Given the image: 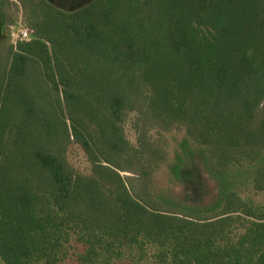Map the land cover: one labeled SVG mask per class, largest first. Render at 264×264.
Segmentation results:
<instances>
[{
  "label": "trees",
  "instance_id": "trees-1",
  "mask_svg": "<svg viewBox=\"0 0 264 264\" xmlns=\"http://www.w3.org/2000/svg\"><path fill=\"white\" fill-rule=\"evenodd\" d=\"M39 1L37 35L0 57V264H264V134L246 122L264 106V0ZM143 103L184 131L169 175L199 151L212 201L154 188L155 151L124 129Z\"/></svg>",
  "mask_w": 264,
  "mask_h": 264
},
{
  "label": "rangeland",
  "instance_id": "rangeland-1",
  "mask_svg": "<svg viewBox=\"0 0 264 264\" xmlns=\"http://www.w3.org/2000/svg\"><path fill=\"white\" fill-rule=\"evenodd\" d=\"M3 13L5 19L6 33L9 38L0 43V57H5L21 41L17 37L18 29L28 28V38L32 40L36 35V28L31 22L36 21V11L32 4L37 3V8H41L42 1L39 0H2ZM50 2L59 7L63 5L70 6L76 3L75 0H51ZM69 7H67L68 9ZM15 32V36L12 33ZM15 38V39H14ZM26 40V41H29ZM5 58H3L5 60ZM144 106L128 114L124 121L126 137L132 145L142 146L143 150L155 154L150 157V165L147 171L152 176L151 183L154 188L165 189L174 196L184 199L189 198L191 202L208 203L217 195V186L215 179L210 175L205 166L204 156L195 151L190 159L187 160L185 168L179 180H174L169 175V161L172 160L173 151L176 149L178 142L184 136V131L175 126H166L153 112L143 103ZM227 114L232 119L238 112V107L224 106ZM247 122V129L254 132L257 137L264 134V106H254ZM66 157L75 173L85 176L92 175V163L88 159L84 150L77 143L72 142L67 146ZM127 169L121 171L125 178L126 185L135 195L141 193L143 186L139 173L142 168L134 162L127 165Z\"/></svg>",
  "mask_w": 264,
  "mask_h": 264
},
{
  "label": "built area",
  "instance_id": "built-area-1",
  "mask_svg": "<svg viewBox=\"0 0 264 264\" xmlns=\"http://www.w3.org/2000/svg\"><path fill=\"white\" fill-rule=\"evenodd\" d=\"M28 35H29L28 28L18 29L17 37H19L21 41L29 40ZM12 36H15V32L12 33Z\"/></svg>",
  "mask_w": 264,
  "mask_h": 264
},
{
  "label": "flooded vegetation",
  "instance_id": "flooded-vegetation-1",
  "mask_svg": "<svg viewBox=\"0 0 264 264\" xmlns=\"http://www.w3.org/2000/svg\"><path fill=\"white\" fill-rule=\"evenodd\" d=\"M0 12H1V9H0ZM6 31V26H5V23L2 21V17H1V14H0V39L4 37V39L6 38V33L4 32Z\"/></svg>",
  "mask_w": 264,
  "mask_h": 264
},
{
  "label": "crops",
  "instance_id": "crops-1",
  "mask_svg": "<svg viewBox=\"0 0 264 264\" xmlns=\"http://www.w3.org/2000/svg\"><path fill=\"white\" fill-rule=\"evenodd\" d=\"M3 21H4V23H5V19H4Z\"/></svg>",
  "mask_w": 264,
  "mask_h": 264
}]
</instances>
